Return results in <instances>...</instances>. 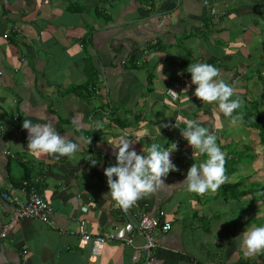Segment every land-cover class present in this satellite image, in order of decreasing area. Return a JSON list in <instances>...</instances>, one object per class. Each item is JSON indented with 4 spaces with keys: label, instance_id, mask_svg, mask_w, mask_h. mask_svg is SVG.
Masks as SVG:
<instances>
[{
    "label": "crops",
    "instance_id": "1",
    "mask_svg": "<svg viewBox=\"0 0 264 264\" xmlns=\"http://www.w3.org/2000/svg\"><path fill=\"white\" fill-rule=\"evenodd\" d=\"M208 1L0 0V227L16 208L3 195L26 200V182L53 206L57 227L21 220L0 244V264H24L25 249V264H264V253L245 257L241 247L246 230L264 226V145L247 124L251 111L264 119L259 0H217L215 20ZM188 55L189 64L217 67L236 89L243 101L236 125L194 95ZM175 83L177 102L167 94ZM23 120L51 122L82 150L72 159L28 151ZM187 120L217 136L227 181L202 196L165 186L120 210L104 175L115 166L114 148L122 138L142 155L152 143L176 144L177 171L164 183L179 185L206 158L181 136ZM161 211L172 230L158 233L157 247L136 263L139 235L134 246L113 241L94 253L91 243L59 232L76 231L83 220L92 236H106L137 213Z\"/></svg>",
    "mask_w": 264,
    "mask_h": 264
},
{
    "label": "clouds",
    "instance_id": "2",
    "mask_svg": "<svg viewBox=\"0 0 264 264\" xmlns=\"http://www.w3.org/2000/svg\"><path fill=\"white\" fill-rule=\"evenodd\" d=\"M187 72L191 74V84L196 86L194 95L199 100L215 104L226 118H230V125L242 120L241 114L234 113L242 107L243 101L236 97V89L220 78L217 67L197 62L189 64ZM167 91L173 96L178 95L174 91ZM22 128L28 133L27 150L30 152L54 155L57 159H72L82 150L79 140L73 141L67 135H61L51 122L33 124L31 120H23ZM180 134L193 149V154L195 152L206 158L199 164L193 163L179 185L164 183L170 172L177 171L171 160L172 153L177 149L176 144L165 148L152 143L146 149V154L142 155L133 149L134 144L130 139H121L119 147L114 148L118 150L115 166L104 169L109 189L107 194L120 208L127 210L145 194L165 186H183L188 192L202 196L209 191H217L227 181L226 156L217 144L215 133L198 125L195 120H187ZM89 160L95 166V159ZM242 237L241 247L245 257L264 253V226L251 227Z\"/></svg>",
    "mask_w": 264,
    "mask_h": 264
},
{
    "label": "built area",
    "instance_id": "3",
    "mask_svg": "<svg viewBox=\"0 0 264 264\" xmlns=\"http://www.w3.org/2000/svg\"><path fill=\"white\" fill-rule=\"evenodd\" d=\"M207 3H209V1L206 2V4ZM211 13L212 16H215L216 10L213 9ZM17 35L20 36V33ZM151 44L152 43H150V45ZM168 90L178 94L177 96H173L169 91L167 92L173 100L179 99L181 85L175 84L174 87ZM24 187L27 188V199L24 201L13 198L12 194L6 193L3 195L4 200L15 204L16 208L10 220L0 227V244L8 239L10 233L23 219L38 220L49 224L53 228H57L52 220L54 213L53 206L40 195L33 185H28L26 182ZM133 206H137V202ZM118 208L122 210L119 206ZM85 225L86 222L82 220L79 222V227L76 231L59 230V232L77 235L84 243H91L94 253L99 251L106 243L113 241H118L126 246H134L135 237L139 235L143 238L144 244L139 247L132 256V261L134 263L138 262L143 254H151L152 250L157 247L155 237L158 233L168 234L172 230V223L167 219L165 212L162 211L158 215H150L147 212L137 213L136 221L130 219L124 228H120L117 232L109 233L106 236H92L86 230ZM27 254L28 249L23 250L21 258L24 264L27 260Z\"/></svg>",
    "mask_w": 264,
    "mask_h": 264
},
{
    "label": "trees",
    "instance_id": "4",
    "mask_svg": "<svg viewBox=\"0 0 264 264\" xmlns=\"http://www.w3.org/2000/svg\"><path fill=\"white\" fill-rule=\"evenodd\" d=\"M210 1H215V2H217V0H210ZM256 10L257 11H260V22H261V24H262V26H264V0H259V2H258V4H257V6H256ZM219 14V13H218ZM218 14H216V15H218ZM215 15V16H216ZM215 16H213V20H215L216 18H215ZM209 22H210V19H207V21H205V28H207V27H209L208 25H209ZM262 32H263V36H264V27H263V30H262ZM261 49L264 51V40H263V43H262V46H261ZM145 52H149V49H144L143 50V53H145ZM190 55H188V57L185 59V61H184V66L185 67H187L188 65H189V59H190V57H189ZM130 62H137V57L135 58V57H133L132 59H130ZM124 63H126V62H124ZM175 84H179V85H181L180 83H175ZM174 84V85H175ZM174 85L172 86V87H174ZM168 92V91H167ZM179 92H180V90H179ZM180 99V98H179ZM179 99L178 100H173L172 98H171V100L172 101H179ZM250 115H252L251 117H249V122L247 123L248 125H250L251 127L254 125V122L252 121V119H254V118H257L256 119V122H257V125H256V127H254L255 129H257L260 133V139H261V142H262V144L264 145V120H263V117L262 116H255V117H253V112L251 111V112H249V116ZM229 174H231V173H228L227 175H229ZM27 189V188H26ZM261 197H264V189L262 190V192H261Z\"/></svg>",
    "mask_w": 264,
    "mask_h": 264
},
{
    "label": "rangeland",
    "instance_id": "5",
    "mask_svg": "<svg viewBox=\"0 0 264 264\" xmlns=\"http://www.w3.org/2000/svg\"><path fill=\"white\" fill-rule=\"evenodd\" d=\"M243 1H244L245 4H247V5L249 4V1H248V0H242L240 3L242 4ZM207 5L210 6V11H212V10L214 9V10H216V14L219 13L218 15L215 16V18L218 19L220 16H222V14H221L222 12L220 13V12L217 10V8H216V2H215V1H213V2H212V1H209V3H207ZM260 30H261V29H260ZM262 37H264V36H262ZM262 37H261V38H262ZM243 49H245V46H243ZM261 55L264 56L263 52H261ZM256 119H257V118L252 119V121L254 122V125H253L254 127H256V125H257ZM247 120H248V119H247ZM263 120H264V119H263ZM253 126H252V128H254Z\"/></svg>",
    "mask_w": 264,
    "mask_h": 264
}]
</instances>
